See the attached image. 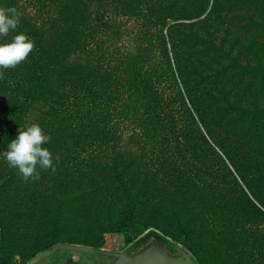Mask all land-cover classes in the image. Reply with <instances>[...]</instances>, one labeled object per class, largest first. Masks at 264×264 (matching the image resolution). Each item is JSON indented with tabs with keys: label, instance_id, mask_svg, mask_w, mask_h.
Listing matches in <instances>:
<instances>
[{
	"label": "trees",
	"instance_id": "obj_1",
	"mask_svg": "<svg viewBox=\"0 0 264 264\" xmlns=\"http://www.w3.org/2000/svg\"><path fill=\"white\" fill-rule=\"evenodd\" d=\"M243 1L0 0L20 13L0 44L23 33L35 46L0 70L5 258L157 230L197 264H264V105L251 90L264 62L247 54H264V29L249 8L236 16ZM249 26L263 39L243 47L235 32ZM32 124L56 171L25 182L4 153Z\"/></svg>",
	"mask_w": 264,
	"mask_h": 264
},
{
	"label": "clouds",
	"instance_id": "obj_2",
	"mask_svg": "<svg viewBox=\"0 0 264 264\" xmlns=\"http://www.w3.org/2000/svg\"><path fill=\"white\" fill-rule=\"evenodd\" d=\"M20 13L15 8H0V37H7L17 30ZM34 42L25 34L13 37L10 43L0 44V70L14 69L25 62L34 51ZM3 78V71H0ZM51 136L43 132L38 124H32L26 130H20L18 137L8 144L4 153L10 168L17 169L18 176L25 182H35L40 178V170L56 171L53 154L44 145ZM60 157L55 156L59 162Z\"/></svg>",
	"mask_w": 264,
	"mask_h": 264
},
{
	"label": "water",
	"instance_id": "obj_3",
	"mask_svg": "<svg viewBox=\"0 0 264 264\" xmlns=\"http://www.w3.org/2000/svg\"><path fill=\"white\" fill-rule=\"evenodd\" d=\"M168 240L157 230H147L123 250L59 242L34 255L27 264H197L183 246L174 243L169 249ZM56 252H60L59 261H45Z\"/></svg>",
	"mask_w": 264,
	"mask_h": 264
},
{
	"label": "rangeland",
	"instance_id": "obj_4",
	"mask_svg": "<svg viewBox=\"0 0 264 264\" xmlns=\"http://www.w3.org/2000/svg\"><path fill=\"white\" fill-rule=\"evenodd\" d=\"M239 8H240V10H238V13L236 16H242V17L247 16L248 15L247 10L249 8L251 14H255V16L259 22L258 27L264 29V0H259L257 5H250V6L244 0L241 4V7H239ZM240 14H243V15H240ZM236 16L233 19L234 23H235V25L237 24L238 26H240L242 23L238 19V17H236ZM257 31H258L257 26H255L252 29H250V26H249V31L247 33H243L241 36L238 32L237 33L235 32V35L239 38L241 46L243 45V47L244 46L246 47L249 40L253 41V39H256L255 38L256 34L260 35L259 39H263L262 32L258 33ZM247 54H248L250 61L252 63L258 62V61L261 63L264 62V54L263 53H260V55H256L255 52L250 51L249 53L247 52ZM251 90H252V92L254 91L257 94V97H258L260 103H262L264 105V81H262V83L258 84V89L254 86ZM249 99H250V96L248 95L246 97V100L248 101ZM145 231H147V230H145ZM160 233L162 234V232H160ZM140 235L141 234L131 235V240L129 242H127V241H125V239L121 233H118V232L104 233L103 238H102V240H103V247L102 248L113 249V250H123L124 248H126L127 246L132 244ZM169 240H171V239L169 238ZM175 243L183 246L180 242H175ZM0 264H27V263H24L23 258L20 256V254H12L10 257L5 258L4 254L0 253Z\"/></svg>",
	"mask_w": 264,
	"mask_h": 264
},
{
	"label": "flooded vegetation",
	"instance_id": "obj_5",
	"mask_svg": "<svg viewBox=\"0 0 264 264\" xmlns=\"http://www.w3.org/2000/svg\"><path fill=\"white\" fill-rule=\"evenodd\" d=\"M51 261V263H56L57 261L60 260V252H56L53 255H51L50 257H48L47 259H45V261Z\"/></svg>",
	"mask_w": 264,
	"mask_h": 264
}]
</instances>
